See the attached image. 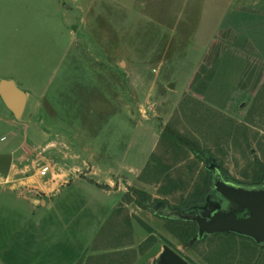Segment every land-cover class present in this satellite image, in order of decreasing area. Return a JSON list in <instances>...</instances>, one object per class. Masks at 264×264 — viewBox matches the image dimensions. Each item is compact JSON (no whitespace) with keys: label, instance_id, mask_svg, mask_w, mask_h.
Masks as SVG:
<instances>
[{"label":"rangeland","instance_id":"1","mask_svg":"<svg viewBox=\"0 0 264 264\" xmlns=\"http://www.w3.org/2000/svg\"><path fill=\"white\" fill-rule=\"evenodd\" d=\"M242 2L0 0V79L29 94L19 119L0 97V154L12 152L23 170L13 174L28 177L51 163L49 144L57 137L101 155L128 144L132 132L131 160H145L137 178H122L100 219L75 206L64 231L74 246L88 247L74 264H154L163 245L188 264H264V244L235 234L187 245L196 227L187 236L185 221L154 207L202 206L212 192L210 156L235 181L262 178L264 14L243 16ZM136 190L149 195L146 207ZM11 205L1 194L2 243L17 223ZM22 206L29 211L28 202ZM33 220L26 213L23 230L31 235ZM21 244L15 252L28 258L34 248Z\"/></svg>","mask_w":264,"mask_h":264},{"label":"crops","instance_id":"2","mask_svg":"<svg viewBox=\"0 0 264 264\" xmlns=\"http://www.w3.org/2000/svg\"><path fill=\"white\" fill-rule=\"evenodd\" d=\"M237 9L243 16L254 19L259 17V14H264V0H243ZM232 32L237 39L238 31L232 28ZM247 37L252 41L251 34ZM251 44L256 48L254 41ZM256 50L259 52L258 48ZM26 94L25 108L29 99V94L27 92ZM56 134L58 136L61 133ZM130 137L132 140L128 144L118 148H106L103 151L109 153L101 155L89 150L88 147H75L73 141L63 143L57 137L49 144L51 163L42 166L39 172L36 171L24 178L13 174V171L23 170L15 168L13 153L9 152L12 154V164L7 175L0 173V195H8L13 207L9 213L18 218L15 227H11L13 229L10 231V238L13 236L14 242H10V238L7 239L8 243L0 242V264H74L88 247V242L82 241L74 246L73 240L71 242L68 240L71 238L70 234L64 231L70 226L72 215L76 212L75 206L81 210L91 209L92 213L97 215V219H100V213L103 214L106 210L111 197L121 192L122 178L129 181L137 178L143 167L145 160L140 165L131 160L136 147L133 145L136 135L132 136L131 132ZM112 150L115 151L112 153ZM44 167H47V170L41 174ZM48 171L51 173L46 178ZM117 183L119 186L116 188ZM31 193L41 194L42 198L37 199ZM74 195L79 200L75 205ZM25 202L30 205L28 212L22 206ZM26 213L34 217L32 235L23 230ZM97 228L95 221L91 231L94 232ZM58 230L64 232L58 234ZM87 236L89 238L90 235ZM25 240L34 248L28 251V258L16 254L25 246L21 244L22 241L25 243ZM73 247L77 249L73 251Z\"/></svg>","mask_w":264,"mask_h":264},{"label":"water","instance_id":"3","mask_svg":"<svg viewBox=\"0 0 264 264\" xmlns=\"http://www.w3.org/2000/svg\"><path fill=\"white\" fill-rule=\"evenodd\" d=\"M173 84H170L172 87ZM0 97L5 106L19 119L24 111L27 94L14 80L0 79ZM12 164V154H0V173L7 175ZM205 168L211 173L212 192L207 195L205 205H194L186 209L171 207L167 201L155 204V211L162 217L191 222L196 232L187 242L203 240L216 233L235 234L252 240L256 245L264 244V171L258 182H238L226 176L214 157L205 159ZM154 264H188L176 251L162 246Z\"/></svg>","mask_w":264,"mask_h":264},{"label":"trees","instance_id":"4","mask_svg":"<svg viewBox=\"0 0 264 264\" xmlns=\"http://www.w3.org/2000/svg\"><path fill=\"white\" fill-rule=\"evenodd\" d=\"M173 137L176 139V140H178L179 138L178 137H176V136H174L173 135ZM180 140V139H179ZM186 145H189V144H187L186 143ZM191 148V150L195 153V154H197V155H200V154H202V152L194 145V146H191L190 147ZM136 192H137V194L139 195V196H142V200L140 201V205L142 206V207H146L147 206V202H149V199H150V197H149V195L147 194V193H145V192H141V191H139V190H136ZM185 223V225H188V228H187V236H190L191 234H192V232H193V230L195 229V224L194 223H191V222H184Z\"/></svg>","mask_w":264,"mask_h":264},{"label":"built area","instance_id":"5","mask_svg":"<svg viewBox=\"0 0 264 264\" xmlns=\"http://www.w3.org/2000/svg\"><path fill=\"white\" fill-rule=\"evenodd\" d=\"M47 170V167H44L42 170H41V174H44Z\"/></svg>","mask_w":264,"mask_h":264},{"label":"flooded vegetation","instance_id":"6","mask_svg":"<svg viewBox=\"0 0 264 264\" xmlns=\"http://www.w3.org/2000/svg\"><path fill=\"white\" fill-rule=\"evenodd\" d=\"M260 181V180H259ZM258 182V181H257ZM206 198H207V196H206ZM206 198H205V203H206ZM205 203L203 204V205H205Z\"/></svg>","mask_w":264,"mask_h":264}]
</instances>
